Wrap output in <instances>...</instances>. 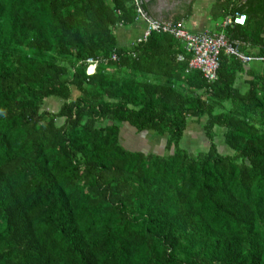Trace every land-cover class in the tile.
<instances>
[{"label":"trees","instance_id":"1","mask_svg":"<svg viewBox=\"0 0 264 264\" xmlns=\"http://www.w3.org/2000/svg\"><path fill=\"white\" fill-rule=\"evenodd\" d=\"M219 7L246 17L219 30L264 56V0ZM135 9L0 0V264H264V62L222 55L209 83L170 34L120 44ZM123 127L164 153L126 147Z\"/></svg>","mask_w":264,"mask_h":264},{"label":"built area","instance_id":"2","mask_svg":"<svg viewBox=\"0 0 264 264\" xmlns=\"http://www.w3.org/2000/svg\"><path fill=\"white\" fill-rule=\"evenodd\" d=\"M141 1L142 0H133L136 8V21L145 23L144 31L136 42L140 43L146 41L152 32L170 34L183 44L185 53L190 56L188 69L199 71L203 78L209 83L217 80L219 60L222 55L235 58L243 64L264 62V56L244 54L241 50L244 44L238 40L228 39L223 32L216 34H193L186 30L182 21L151 20L142 9ZM245 21L246 17L243 14L235 13L234 15H228L223 19L221 28L244 26ZM112 59L116 60L117 58L113 56ZM184 60V56H178V61L182 62ZM86 62V74L91 75L95 72L97 61L89 58Z\"/></svg>","mask_w":264,"mask_h":264},{"label":"crops","instance_id":"3","mask_svg":"<svg viewBox=\"0 0 264 264\" xmlns=\"http://www.w3.org/2000/svg\"><path fill=\"white\" fill-rule=\"evenodd\" d=\"M149 15L156 19L178 20L184 23L186 30L193 34L221 33L225 10L219 5H224L227 0H147ZM144 29L142 22H137L127 27H119L117 38L120 44L132 43L139 37ZM222 29V28H221ZM244 47V46H242ZM241 47V48H242ZM254 52V51H253ZM250 64V63H249ZM248 65V64H245ZM245 80L249 79L243 76ZM189 130V126L187 131Z\"/></svg>","mask_w":264,"mask_h":264},{"label":"rangeland","instance_id":"4","mask_svg":"<svg viewBox=\"0 0 264 264\" xmlns=\"http://www.w3.org/2000/svg\"><path fill=\"white\" fill-rule=\"evenodd\" d=\"M118 33V32H117ZM255 64H259L260 62H254ZM263 64L264 63H260ZM264 69V66H262ZM77 93L74 92V96ZM60 107V102L56 101L53 98H48L45 100V104L43 109L46 111H57ZM121 140L123 144L132 149V150H141L144 152H152V153H164V139L152 138L147 134H137L133 129L129 127H123L121 129ZM215 141L219 145V150L221 153H227V150L222 145V140L219 138H215ZM182 146L186 149L190 154H195L198 151H203L208 148V141L203 136L202 133V125L201 124H189V130L186 132Z\"/></svg>","mask_w":264,"mask_h":264},{"label":"water","instance_id":"5","mask_svg":"<svg viewBox=\"0 0 264 264\" xmlns=\"http://www.w3.org/2000/svg\"><path fill=\"white\" fill-rule=\"evenodd\" d=\"M143 2H145V3H148V1L147 0H142ZM149 16V18L151 19V20H153V19H156V18H154L153 16H151V15H148ZM160 20H162V18H160Z\"/></svg>","mask_w":264,"mask_h":264},{"label":"snow or ice","instance_id":"6","mask_svg":"<svg viewBox=\"0 0 264 264\" xmlns=\"http://www.w3.org/2000/svg\"><path fill=\"white\" fill-rule=\"evenodd\" d=\"M242 22V21H241Z\"/></svg>","mask_w":264,"mask_h":264}]
</instances>
